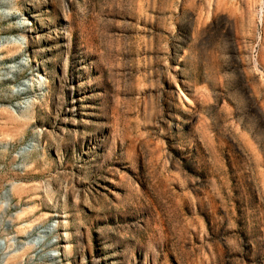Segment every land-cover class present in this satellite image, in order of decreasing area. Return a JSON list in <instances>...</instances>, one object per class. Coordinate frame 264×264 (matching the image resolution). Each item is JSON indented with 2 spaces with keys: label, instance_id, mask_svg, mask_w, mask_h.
I'll list each match as a JSON object with an SVG mask.
<instances>
[{
  "label": "rangeland",
  "instance_id": "1",
  "mask_svg": "<svg viewBox=\"0 0 264 264\" xmlns=\"http://www.w3.org/2000/svg\"><path fill=\"white\" fill-rule=\"evenodd\" d=\"M0 264H264V0H0Z\"/></svg>",
  "mask_w": 264,
  "mask_h": 264
}]
</instances>
